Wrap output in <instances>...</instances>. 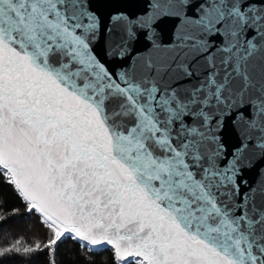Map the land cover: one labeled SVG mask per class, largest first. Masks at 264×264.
<instances>
[{"label": "snow or ice", "instance_id": "6c2138e0", "mask_svg": "<svg viewBox=\"0 0 264 264\" xmlns=\"http://www.w3.org/2000/svg\"><path fill=\"white\" fill-rule=\"evenodd\" d=\"M138 2L105 22L97 0H0V184L49 251L67 233L116 264H264V171L245 178L264 162V0Z\"/></svg>", "mask_w": 264, "mask_h": 264}, {"label": "trees", "instance_id": "16d2710c", "mask_svg": "<svg viewBox=\"0 0 264 264\" xmlns=\"http://www.w3.org/2000/svg\"><path fill=\"white\" fill-rule=\"evenodd\" d=\"M48 229L37 215L29 214L11 186L0 184V250L13 245L21 252H5L0 264H116L111 248L82 247L65 234L52 251L44 248ZM40 243L41 250L25 254L23 248Z\"/></svg>", "mask_w": 264, "mask_h": 264}, {"label": "water", "instance_id": "95a60500", "mask_svg": "<svg viewBox=\"0 0 264 264\" xmlns=\"http://www.w3.org/2000/svg\"><path fill=\"white\" fill-rule=\"evenodd\" d=\"M97 11L104 17L105 22H107L111 14L117 12H123L126 15L135 17L137 14L143 13L145 11L142 3H139L138 0H97L96 3ZM174 21H168L161 25L165 32V40L169 38L168 34L171 32ZM144 47L143 43L136 45V49H142ZM115 66V65H113ZM224 136L226 142L231 144L235 138V132L231 127L225 129ZM258 171H264V162L254 161L250 171L245 173V178L249 183H252L258 179ZM98 248H111L107 245L95 246Z\"/></svg>", "mask_w": 264, "mask_h": 264}]
</instances>
